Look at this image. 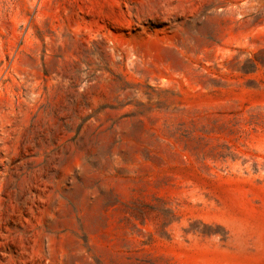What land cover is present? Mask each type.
<instances>
[{
	"label": "rangeland",
	"instance_id": "1",
	"mask_svg": "<svg viewBox=\"0 0 264 264\" xmlns=\"http://www.w3.org/2000/svg\"><path fill=\"white\" fill-rule=\"evenodd\" d=\"M0 264H264V0H0Z\"/></svg>",
	"mask_w": 264,
	"mask_h": 264
}]
</instances>
